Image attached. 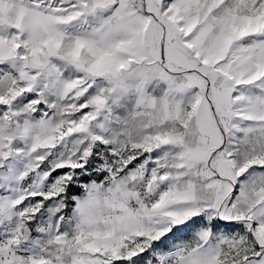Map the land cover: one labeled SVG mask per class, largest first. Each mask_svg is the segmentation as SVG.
Returning a JSON list of instances; mask_svg holds the SVG:
<instances>
[{"label":"snow or ice","instance_id":"obj_1","mask_svg":"<svg viewBox=\"0 0 264 264\" xmlns=\"http://www.w3.org/2000/svg\"><path fill=\"white\" fill-rule=\"evenodd\" d=\"M0 264H264V0H0Z\"/></svg>","mask_w":264,"mask_h":264}]
</instances>
